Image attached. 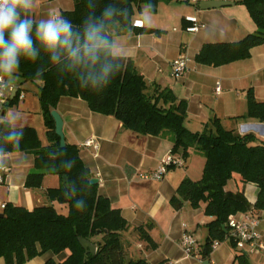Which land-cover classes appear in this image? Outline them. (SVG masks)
I'll list each match as a JSON object with an SVG mask.
<instances>
[{
	"label": "trees",
	"instance_id": "1",
	"mask_svg": "<svg viewBox=\"0 0 264 264\" xmlns=\"http://www.w3.org/2000/svg\"><path fill=\"white\" fill-rule=\"evenodd\" d=\"M172 1L90 0L92 8L89 0H73V9L60 15L68 17L74 26L79 27L87 15L94 13V21L97 18L103 20L112 40V32L117 29L138 30L144 34L154 32L133 27L135 12L146 7L154 13L160 3ZM237 3L246 7L255 23V32L237 42L204 44L195 55L197 64L208 67L227 65L249 58L251 49L264 44V0H237ZM106 8L113 11L111 16L103 15ZM121 62L123 67L111 83L103 90H94L81 87L73 75L61 77L43 53L35 62L21 60L15 76L21 84L31 83L38 90L48 145L42 146L35 129L23 127L20 148L9 145L7 151L5 146L6 154L33 155L38 172L27 177V187H39L47 172L58 176L61 184L46 190L48 204L31 211L5 205L3 217H0V259L5 264H24L46 253L54 256L66 253V257L61 261L50 258L44 264H150L145 259L127 258L121 238L128 224L120 211L112 208L109 200L99 194L97 184L90 183L91 174L79 156V148L67 143L60 148L51 111L56 109L61 97L81 98L92 112L113 116L124 128L139 135L168 138L172 142L171 153L184 162L192 152L204 159L201 178L184 179L171 199L176 209L183 202H188L194 209L205 204V215L211 220L206 224L208 234L201 252L203 259L208 258L214 241L222 242L227 238L229 216L264 210V140L253 133L226 130L218 118H212L201 132L189 130L185 125L186 101L178 99L168 88L149 85L132 60L124 58ZM38 68L44 69L40 78L35 75ZM17 99L16 94L7 105L15 104ZM246 100L247 112L241 118L264 121V102L256 101L252 89L247 91ZM63 176L68 179V189L62 183ZM230 180H236L239 186L253 183L258 187L253 206L248 205L241 190L232 192L227 189ZM78 201L84 204L82 210L76 207ZM150 227H138L136 232L153 248L155 244L147 233ZM79 238L97 245L94 256L85 253ZM235 262L250 264L244 253L236 255Z\"/></svg>",
	"mask_w": 264,
	"mask_h": 264
},
{
	"label": "crops",
	"instance_id": "2",
	"mask_svg": "<svg viewBox=\"0 0 264 264\" xmlns=\"http://www.w3.org/2000/svg\"><path fill=\"white\" fill-rule=\"evenodd\" d=\"M39 1V19L60 15L73 8V2L58 3L59 9L56 10L60 12L57 13L51 9V4L60 0ZM202 1H224L234 5L202 10L199 6ZM64 5L66 9L61 8ZM147 12L146 7L136 11L133 22L142 21L144 29L154 32L113 31L114 54L132 60L149 85L168 88L178 99L186 101L185 125L189 130L201 132L212 118H218L226 130L253 133L264 140V121L241 118L247 112L246 93L249 89H252L256 101L264 102V44L251 49L249 58L219 67L202 66L194 59L204 44L237 42L255 32V23L246 7L237 0H174L160 3L154 13L150 12L151 23L142 17ZM157 15L161 22H156ZM187 17L196 18L203 28L195 33L187 32L186 28L190 26ZM181 53L189 55L192 63L185 76L175 78L170 64ZM217 83L219 92L215 91ZM35 100L39 104L38 94ZM25 101L24 94V98L17 99L16 103L24 102L27 106ZM6 106H0V109L4 110ZM55 110L63 119L66 143L79 148V156L91 178L98 181L99 194L109 200L112 208L120 211L128 224L121 238L128 259H145L150 264H204L206 261L209 264H237L235 256L241 253L228 238L203 259L201 252L208 234L206 224L211 220L205 215L204 203L196 209L188 202H183L178 209L172 205L171 199L184 179L201 178L204 159L200 155L192 152L183 167L170 170L161 181H144L140 179L141 174L155 171L162 160L172 154V142L168 138L139 135L124 128L113 116L92 112L81 98L61 97ZM28 116L23 113V118L14 123L18 127L35 129L42 146L48 145L42 113L40 118L30 119ZM89 139L94 140L97 149L83 145ZM4 159L9 172L5 184L0 185V213L2 205L31 211L48 204L45 192L48 188L60 186L59 177L47 172L39 187H27V177L38 172L33 155L10 153L5 154ZM227 189L232 192L241 190L250 207L255 204L259 192L255 184L239 186L236 180H230ZM236 215L239 218L256 217L264 242V210L258 213L249 210ZM147 225H151L147 233L155 244L153 248L136 232V228ZM185 231L191 232L198 242V250L191 256L185 255L180 244ZM246 255L250 264H264V251ZM65 257L66 253L59 256L46 253L24 264H44L50 258L61 261ZM0 264H5L2 259Z\"/></svg>",
	"mask_w": 264,
	"mask_h": 264
},
{
	"label": "clouds",
	"instance_id": "3",
	"mask_svg": "<svg viewBox=\"0 0 264 264\" xmlns=\"http://www.w3.org/2000/svg\"><path fill=\"white\" fill-rule=\"evenodd\" d=\"M34 7V0H0V95L14 94L10 78L19 71L21 60L35 62L41 53L61 77L73 75L83 88H106L121 71L124 58L114 54L116 45L103 20L94 21V13L79 27L63 15L36 20L31 15ZM89 7L93 8L90 0ZM112 14L110 8L103 12L105 17ZM43 72L38 68L36 77H42ZM22 118L18 110L0 109V170L7 166L5 146L7 151L9 145L20 148L24 129L14 122ZM76 207L82 210L83 202L78 201Z\"/></svg>",
	"mask_w": 264,
	"mask_h": 264
},
{
	"label": "built area",
	"instance_id": "4",
	"mask_svg": "<svg viewBox=\"0 0 264 264\" xmlns=\"http://www.w3.org/2000/svg\"><path fill=\"white\" fill-rule=\"evenodd\" d=\"M186 21L190 24V26L186 28V31L189 33H195L204 26L194 17H187ZM132 25L134 28H143L142 21H134ZM191 63V57L185 53H181L170 64L172 76L175 78L185 76V74L189 71ZM13 87L14 94L9 95L8 92H5L3 95H0V106L7 105L11 98H13V95L15 96L17 94L19 100H22L24 98V93L21 91V89L19 87H16L15 85H13ZM215 91H220V86L218 83L215 87ZM83 145L97 149V145L92 139L85 141ZM183 165L184 161L181 158L171 154L162 160L161 166L158 169L150 173L141 174L140 179L144 181H161L171 168H179L183 167ZM8 172L9 168L7 167L0 170V185L5 184ZM4 207L5 205L1 206L2 209H4ZM258 225V219L253 216H244L243 218H239L237 217V215L229 216L227 221V238L232 242L234 248L239 253L252 254L264 251V242H262L261 240V234L258 231ZM180 244L183 252L187 256L195 254V252L198 250L197 239L189 231H185L183 233ZM219 244V241H214L211 244V250L216 249Z\"/></svg>",
	"mask_w": 264,
	"mask_h": 264
},
{
	"label": "rangeland",
	"instance_id": "5",
	"mask_svg": "<svg viewBox=\"0 0 264 264\" xmlns=\"http://www.w3.org/2000/svg\"><path fill=\"white\" fill-rule=\"evenodd\" d=\"M65 2L71 3V2H73V0H60V2H57V1L53 2L51 4V9H53L54 12L58 13V12H60L59 10H56V9H59L58 3H65ZM34 3H35V7L33 8L31 15L34 19L39 20V14L38 13L40 12V10H39L40 1L34 0ZM73 7H74V3H73ZM61 8L66 9L67 7H65V5H64V7H61ZM142 17L145 18L146 22L148 21V23L149 22L151 23V13L150 12L142 14ZM156 17H157L156 19L159 18L158 20H156V22L162 21L160 16L157 15ZM147 18H149L150 20ZM10 79L12 80L13 85H15L16 87H19L21 89V91L26 95V101L25 102H26L27 106H25L24 102H18V103H15L13 105L6 106L5 109H8V110H14L15 109V110H18L24 114H29L30 116H28V117L30 119H34L35 117L40 118L41 117V107H40V104L35 103V101H36L35 99L37 98V93H38L37 88L31 83L21 84L20 79L15 75L13 77H11Z\"/></svg>",
	"mask_w": 264,
	"mask_h": 264
},
{
	"label": "water",
	"instance_id": "6",
	"mask_svg": "<svg viewBox=\"0 0 264 264\" xmlns=\"http://www.w3.org/2000/svg\"><path fill=\"white\" fill-rule=\"evenodd\" d=\"M234 3L232 2H224V1H202L200 3V9L202 10H209V9H215V8H221V7H226V6H232ZM51 117L54 121V132L56 136L59 138V146L60 148H64L66 146V141H65V136L63 132V119L60 116V114L56 111L53 110L51 111ZM62 183L64 184L65 188H69L68 184V179L66 176L62 177ZM90 183L93 185H96L98 183L97 179H91ZM0 217H3V214L0 213ZM78 242L82 249L85 251V253L90 254L94 256L97 252V245L91 243L90 241L84 239V238H79ZM204 264H209L208 261L204 262Z\"/></svg>",
	"mask_w": 264,
	"mask_h": 264
}]
</instances>
